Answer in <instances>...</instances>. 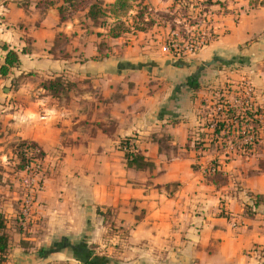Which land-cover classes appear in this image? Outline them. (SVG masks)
<instances>
[{
  "label": "crops",
  "instance_id": "0c3cea01",
  "mask_svg": "<svg viewBox=\"0 0 264 264\" xmlns=\"http://www.w3.org/2000/svg\"><path fill=\"white\" fill-rule=\"evenodd\" d=\"M90 3L61 20L57 0H0V66L5 50L20 54L18 70L0 77L6 264H264V166L219 159L227 183L215 187L203 177L213 158L187 150L200 103L214 104L216 90L244 83L262 104L264 0H224L227 14L213 15L214 39L182 61L153 49L148 32L107 38L85 18ZM171 5L151 0L154 13ZM56 77L71 88L54 98L40 85ZM189 77L202 84L193 100ZM126 139L148 168L128 167L119 148ZM21 143L33 145L45 167L23 233L14 227L18 189L2 185ZM250 195L262 200L252 216L244 209Z\"/></svg>",
  "mask_w": 264,
  "mask_h": 264
},
{
  "label": "trees",
  "instance_id": "16d2710c",
  "mask_svg": "<svg viewBox=\"0 0 264 264\" xmlns=\"http://www.w3.org/2000/svg\"><path fill=\"white\" fill-rule=\"evenodd\" d=\"M26 1L28 0H25V2ZM57 1H59L57 11L61 20L64 19V15L69 9H75L76 7L79 8V5L82 2L85 3V0ZM90 1L91 3L87 5L85 18L90 21L93 28L105 30V36L110 39L119 38L122 34L126 33L124 27L126 23L121 21V19L127 17L134 6H137L138 10L134 17H132L133 20L143 22L145 16H147L148 21L150 19L148 11H146V9L141 5L143 0H116L113 4H106L103 0ZM196 1H198V3L200 2L198 6L202 8L201 12L197 13L200 20L204 19L201 18V16L206 17L207 15L211 16V14L226 15L228 12L224 8V3H222L224 0ZM47 2L46 4L49 6L54 5L52 2ZM172 2L175 5L179 3L181 4L179 7V10L183 13L181 18L188 22L189 27H194L196 23L190 20L191 13L188 11V2H186V0H172ZM213 7H218V11L210 10ZM220 9H223V11L220 12ZM110 19L114 20L113 24H109L108 21ZM97 36L102 35L98 34ZM59 40L62 42L64 38ZM107 49L109 50L106 43L102 42L99 49L101 56L105 54L103 52L107 51ZM19 56L20 54L14 51L5 50L4 61L0 66V77L6 78L12 71L18 70L20 65ZM65 56L62 55L61 57ZM11 85L15 86L16 84L11 82ZM187 86L193 94L192 100L195 99L196 94L202 88L201 82H199L195 77H189L187 79ZM40 88L41 90L47 92L48 95L55 98L60 94H66L70 90L71 84L63 80L62 77H56L41 83ZM214 93H216L214 104L210 105L209 108L216 106H222L223 108L220 112L216 113V115L211 116L206 110L208 107H206L204 103H200L203 110L202 115H200L199 118L202 121L196 131H193L192 135L189 137L187 150L194 152L196 159L202 157L203 155H210V157L213 158L204 168L203 177L205 182H208L215 187H220L227 183V176L222 170L223 162H227L228 160H231V158L237 157L241 159L256 157L262 155L264 151V135L261 137V134H264V98L262 104H259L256 101V95L253 94L249 100L242 101L241 106H230L225 104L227 100L224 99L221 91L216 90ZM262 96H264V94H262ZM208 115L210 118H208ZM210 122L214 124V128L211 130L208 129ZM229 137L231 138V143L233 144L232 148H229L228 144L223 142V140L225 141ZM26 145L27 144L21 143L15 147L16 158L20 161H23L24 158V154L21 150ZM127 145L128 140L126 139L120 143L119 148L124 153L128 167L134 166L138 170L148 168L149 164L144 162L143 157L130 151ZM30 146L32 149L36 150L33 145ZM37 156L41 158V154L38 153V151ZM220 158H224L222 163L219 161ZM193 169H199V166H193ZM249 197H251V203H249L248 206L245 205L244 209L248 216H252L251 208L259 207L262 200L258 195H250ZM6 224V219L0 213V264H6L7 262L9 243L11 240ZM14 224L16 231L20 233L24 232V230L20 227L17 218L15 219Z\"/></svg>",
  "mask_w": 264,
  "mask_h": 264
},
{
  "label": "rangeland",
  "instance_id": "374dc122",
  "mask_svg": "<svg viewBox=\"0 0 264 264\" xmlns=\"http://www.w3.org/2000/svg\"><path fill=\"white\" fill-rule=\"evenodd\" d=\"M186 2H188V11L189 13H191L190 20L196 23L194 27H196L198 24L202 25L203 24L202 21H204V22H207L206 23L207 26L211 28L214 14H211V16L207 15L206 17L201 16V18H204V19L200 20L199 17L197 16V13L201 12L202 10V8L198 6L200 2L198 3V1L196 0H186ZM141 5L142 7L146 9V11H148L150 15L149 21L147 20V16L144 17L143 22H138L137 20L135 21L133 19H128V20L126 19L125 21L126 24L124 26L126 33L122 34V36H126L125 38H129V36H137L138 34L141 35V33L146 34L148 32L150 33V39L152 40L153 49L161 48V52L165 56L171 57L175 61H182L183 59L189 58L191 54L197 52V51L188 52L186 50V47L188 46L187 44L188 40L194 39V37L196 36V33L194 34L193 32H191L193 30H191V28L188 27V22L185 19L181 18V15L183 13H181V11L179 10V7L181 5L180 3L175 5L172 2V5L170 8H167L166 10H163L162 12H157V13H154L153 10L151 9V0H143ZM218 9H219L218 7H213L210 10L218 11ZM137 10H138L137 6H134V9H133L134 13L129 14L130 15L129 17L130 18L134 17ZM221 11H223V9H220V12ZM154 51H157V50H154ZM225 77H228V75H225ZM219 91L221 92L223 91V94L226 93V91H229L230 93L232 92L231 97L232 98L235 97L240 100H243L244 98H246L244 94H247V96L248 95L252 96L253 94H255L254 88L252 89V87H250L249 92L246 91L245 93H243L242 85L236 86L234 90H227L226 87H223V89ZM240 103L242 104V101ZM262 135L264 134L262 133L261 137ZM263 147H264V143H263ZM14 155H15V149H14ZM249 158H251V160H248L245 163L246 164L249 163V165L253 166L254 169H256L257 167L264 166V151L262 155L255 157L257 160L259 159L262 162L261 165L257 162V160L254 159V157H249ZM220 159L223 160L224 158H220ZM27 163H28L27 160L23 158V161H20L17 159V164L12 165L10 163V165L6 166L7 169L5 170L9 172V177H7L6 178L7 180H5L2 183L3 186H6L8 188L14 187L15 185V188L18 189V194L20 195V197H21L20 175H21V171H23L25 167L27 166ZM240 167L242 166L240 165ZM12 173L13 174L16 173L13 179H11V176H14L12 175ZM235 188L238 189L239 187L237 186ZM239 190H242V188H239ZM18 207H19V203H18ZM17 212H18V209H17Z\"/></svg>",
  "mask_w": 264,
  "mask_h": 264
},
{
  "label": "built area",
  "instance_id": "2783aa9c",
  "mask_svg": "<svg viewBox=\"0 0 264 264\" xmlns=\"http://www.w3.org/2000/svg\"><path fill=\"white\" fill-rule=\"evenodd\" d=\"M202 23V25L198 24L196 27L188 26L189 28H191V30H193L191 32H193L194 34L196 33L194 39H190L187 42L188 46L186 47V50L188 52H195L201 50L214 39L213 31L207 26V22L202 21ZM242 86L243 93H245L246 91H250L249 85L243 83ZM244 96H246V98H244L243 100L234 97L232 98L231 102L227 101L225 102V104H228L230 106H241V101H246L251 98V96H247V94H244ZM207 107L208 108L206 109L208 111H212L214 115L220 112L223 108L222 106H216L212 108H209V106ZM212 122H210L208 128L209 130L214 128V124ZM223 142H226L229 148L233 147L230 137L225 141L223 140ZM129 150L132 151L130 146ZM21 152L24 154V158L27 160L28 163L25 169L21 171V197L19 199L17 221L23 230H27L29 226L33 223L36 214L37 195L41 190L42 174L45 167L42 159L37 156V151L35 149H32L29 144L24 146Z\"/></svg>",
  "mask_w": 264,
  "mask_h": 264
},
{
  "label": "water",
  "instance_id": "95a60500",
  "mask_svg": "<svg viewBox=\"0 0 264 264\" xmlns=\"http://www.w3.org/2000/svg\"><path fill=\"white\" fill-rule=\"evenodd\" d=\"M6 92H7V90H6Z\"/></svg>",
  "mask_w": 264,
  "mask_h": 264
}]
</instances>
